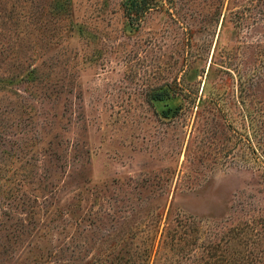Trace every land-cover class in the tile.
I'll return each mask as SVG.
<instances>
[{
    "label": "rangeland",
    "instance_id": "374dc122",
    "mask_svg": "<svg viewBox=\"0 0 264 264\" xmlns=\"http://www.w3.org/2000/svg\"><path fill=\"white\" fill-rule=\"evenodd\" d=\"M0 0V264H264V0Z\"/></svg>",
    "mask_w": 264,
    "mask_h": 264
},
{
    "label": "trees",
    "instance_id": "16d2710c",
    "mask_svg": "<svg viewBox=\"0 0 264 264\" xmlns=\"http://www.w3.org/2000/svg\"><path fill=\"white\" fill-rule=\"evenodd\" d=\"M153 0H139V2L136 3L138 8H143L146 4H151Z\"/></svg>",
    "mask_w": 264,
    "mask_h": 264
}]
</instances>
